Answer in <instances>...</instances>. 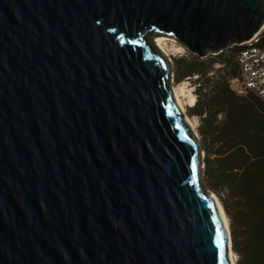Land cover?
<instances>
[{
	"label": "water",
	"instance_id": "obj_1",
	"mask_svg": "<svg viewBox=\"0 0 264 264\" xmlns=\"http://www.w3.org/2000/svg\"><path fill=\"white\" fill-rule=\"evenodd\" d=\"M263 28L264 0H0V264H231L152 40Z\"/></svg>",
	"mask_w": 264,
	"mask_h": 264
},
{
	"label": "trees",
	"instance_id": "obj_2",
	"mask_svg": "<svg viewBox=\"0 0 264 264\" xmlns=\"http://www.w3.org/2000/svg\"><path fill=\"white\" fill-rule=\"evenodd\" d=\"M222 61L225 67L213 80L206 77L214 62L189 54L176 61V79L203 80L189 115L199 119L200 135L214 148L206 154L205 171L227 187L221 203L238 264H264V102L236 96L228 79L238 65L227 54Z\"/></svg>",
	"mask_w": 264,
	"mask_h": 264
},
{
	"label": "rangeland",
	"instance_id": "obj_3",
	"mask_svg": "<svg viewBox=\"0 0 264 264\" xmlns=\"http://www.w3.org/2000/svg\"><path fill=\"white\" fill-rule=\"evenodd\" d=\"M167 39V38H166ZM167 42L165 43L164 45V49L166 50L165 52L168 54L166 55L167 57H169L170 59V62H171V65H172V68H173V83L172 85H174L176 88H179V86L182 85V83L186 82L188 83L189 87L188 88H191L192 89V93L194 94L196 100L199 96V92H198V87L200 85H202V81H198L197 80V76H194V77H188V78H185L181 81H177V77H176V61L179 59V58H189V53L185 50V49H179L177 48L176 46H179L175 41H171V40H166ZM175 45V46H173ZM220 60L219 59H216L217 57L214 56V55H209L207 56L206 58H204V60H211L214 62L213 64V68H212V71L210 73L207 74V77L206 78H211V79H215V76L217 75V71L218 70H223V68L225 67L224 63H223V59L224 57L226 56V54L223 52V53H220ZM230 66H228V69H229ZM187 88V89H188ZM187 96L184 95V97H182V103H183V106H184V114L186 116L187 119L191 120L193 123H194V126H195V131L196 133L198 134V138H199V141H200V145H201V148L203 150V156H202V163H203V167L201 169V174H200V184H201V188L204 192H206L207 194L209 195H214L217 200L219 201L222 209H223V206H222V203H221V198L223 197H226V192H227V187L224 186L222 183H219L216 181L215 178L213 177H210L206 174V171H205V163H204V160H205V157H206V154L207 153H211L214 148L212 146V144L207 140L205 139L203 136L200 135V122H199V119L195 116H190L189 115V108H191L192 106H190L188 104V99L186 98ZM196 102V101H195ZM218 120L220 121L221 120V116L218 117ZM214 157V156H212ZM224 211V209H223ZM224 214L226 216V213L224 211ZM227 217V216H226ZM228 220V225H229V230H230V236H231V229H230V223H229V219L227 218ZM231 248H232V253L234 255V263L235 264H238V261H239V256L234 252V249H233V239H232V236H231Z\"/></svg>",
	"mask_w": 264,
	"mask_h": 264
},
{
	"label": "built area",
	"instance_id": "obj_4",
	"mask_svg": "<svg viewBox=\"0 0 264 264\" xmlns=\"http://www.w3.org/2000/svg\"><path fill=\"white\" fill-rule=\"evenodd\" d=\"M223 52L238 65L237 74L228 79L231 91L238 97L254 96L264 102V28L251 41Z\"/></svg>",
	"mask_w": 264,
	"mask_h": 264
},
{
	"label": "bare ground",
	"instance_id": "obj_5",
	"mask_svg": "<svg viewBox=\"0 0 264 264\" xmlns=\"http://www.w3.org/2000/svg\"><path fill=\"white\" fill-rule=\"evenodd\" d=\"M167 39L165 37H156V38H154L152 40L153 46L156 49H158L159 51H161L162 53H164L165 56L168 55L165 52L166 50L164 49V45L167 42L166 41ZM168 40H171L172 42L174 41L172 39H168ZM173 46H175V45H173ZM176 47L179 48V49H182L180 46H176ZM171 87H172V91H173V95H174L175 101H176L177 105L179 106L181 112L184 114V106H183V103H182V100H181L182 97H184V95L187 96L186 98L188 99V104L190 106H193L194 103H195V101H196V98H195L194 94L192 93V89L191 88H188L189 85L186 82L182 83V85L179 86V88H176L174 85H171ZM184 118H185L186 122L190 125V127L192 128L193 132L197 136L198 134L194 130L195 129L194 123L191 120L187 119L186 116H185V114H184ZM211 196L215 200V203H216V206H217L218 211L223 216V219H224V227L227 230L228 235H229L230 232H229V225H228L227 217L225 216L224 211H223V209H222L219 201L217 200V198L214 195H212V194H211ZM228 256H229L230 263L231 264H235L234 263V255L232 253V248H231V242H229V253H228Z\"/></svg>",
	"mask_w": 264,
	"mask_h": 264
}]
</instances>
